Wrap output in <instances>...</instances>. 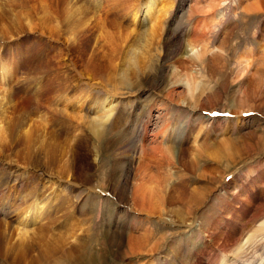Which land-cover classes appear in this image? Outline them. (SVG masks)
<instances>
[{"label": "rangeland", "instance_id": "obj_1", "mask_svg": "<svg viewBox=\"0 0 264 264\" xmlns=\"http://www.w3.org/2000/svg\"><path fill=\"white\" fill-rule=\"evenodd\" d=\"M74 1L88 15L100 14L113 31L124 26L127 33L135 34L150 28L144 17L133 20L128 16L143 0ZM194 1L200 0L162 2L168 10L160 23V31L164 32L160 44L164 43L166 34H171L179 46L192 38L199 46L205 44L202 49L205 56L212 53L215 58L224 59L221 69L206 70L200 63L201 57L195 53L194 59L192 54H186L182 56L186 61L185 77L177 78L173 67L179 65L173 56L163 53L160 45L154 44L149 56L142 59L145 64L142 74L138 71L132 78L118 83L115 77L119 57L114 73L113 66L108 67L114 77L101 83L78 72L81 69L74 59L73 42L80 35H71L65 28L61 0H0V11H4L6 23L0 25V88L10 92L11 99H21L24 111L38 122L37 127L52 130L68 147L76 135L90 141L89 147L85 145L86 151L80 148L77 153L78 173L73 169L74 174L69 177L59 173L58 167L52 168L25 154L22 155L26 164L13 162L10 153L6 159L0 155L2 229L8 226L20 234L33 228L36 235L31 240L39 246L51 238L52 230L56 234L66 229L76 231L81 245L80 261L75 264L87 261V264H221L223 260L225 264H264V198L252 197V193L263 194L261 188H264V145L256 141L258 136L264 139V101H260L257 109H252L226 100L230 95L239 96L244 88L247 74L242 75L243 70L248 73L254 66L264 68V11L246 14L241 9L242 5L259 0H222L214 7L211 16L214 23H208L203 35L190 37L188 30L193 17H189V10ZM38 4L47 11L46 21L39 13ZM92 23L93 20L87 22L88 26ZM48 24L53 35L44 31ZM97 31L99 45L107 50L108 42L99 26ZM24 42L33 49L24 51ZM240 55L250 61L249 67L244 69V64L238 60ZM4 69L5 84L1 81ZM187 77L193 82L194 90L202 87L206 95L215 91L210 105L205 101L204 107L194 106L187 101L190 93L186 88ZM169 86L175 91L172 97L167 96ZM216 94L220 98L216 99ZM254 96L258 101L263 97L259 93ZM86 97L87 105L80 107ZM255 97L253 100H257ZM100 115L105 130H110L116 144H124L123 150L113 148L100 152L97 138L88 128H82L81 121ZM240 118H244V123L236 121ZM197 131L199 136L194 137ZM120 133L126 138L118 141ZM226 138L238 143L232 148L235 150L225 155L226 159L216 160V163L215 159L208 160L204 153L198 154V164L211 169L208 178L195 172L175 180L172 166L166 167L165 163L157 171L154 160H149L153 171L169 183H184V188L189 189L202 188L192 193L196 197V202L191 204L192 214L166 219L167 216L147 214L130 205L133 180L130 167L138 154L137 146L149 150L166 145L175 149L192 148L202 142L204 146H212ZM15 140L17 146L25 150L36 149L35 145L41 143L38 138L34 145L33 137L23 135L15 136ZM9 150L12 153V147ZM157 159L161 158L157 155ZM257 178L260 181L254 183ZM117 180L123 185L114 189ZM188 194L191 192L185 191L182 196ZM241 197L246 198V204L240 203ZM51 199L55 204L61 202L60 205L45 210ZM182 207L179 205L180 209ZM234 208L243 210V216L238 217L243 221L228 217V212ZM40 211L38 218L33 216ZM223 230L241 242L231 247L225 243L213 244V232ZM142 232L160 241L159 244L151 251L130 252L128 235ZM73 238L64 237L65 242L56 247H68ZM245 238H248L246 242ZM54 242L51 240L44 246ZM210 251L214 252L211 258ZM48 252L52 254L51 250ZM30 253L36 256L35 249H30ZM59 254L56 251L53 257ZM42 261L41 257H36L38 264ZM7 262L0 257V264H9Z\"/></svg>", "mask_w": 264, "mask_h": 264}, {"label": "bare ground", "instance_id": "obj_2", "mask_svg": "<svg viewBox=\"0 0 264 264\" xmlns=\"http://www.w3.org/2000/svg\"><path fill=\"white\" fill-rule=\"evenodd\" d=\"M163 1L165 0H143L139 6L131 9L128 16H130L133 20H137L140 16L144 17L147 23L149 22L148 27L150 26V28L149 30H141L135 34H130L125 31L124 26H122L120 30L117 29L113 31L110 26L105 23V20L100 16V14L95 15V17L88 15L78 4L75 3L74 0H61V5L64 10L63 15L65 16V28L71 35H80V38L73 42L74 59L77 66L81 69V71L78 72L85 75L87 78H91L93 81L102 83L103 80H109V78L114 77H111V73L108 72V67L113 66L112 71L114 73V66L117 64L120 57V65L116 71L117 75L115 79L118 83H123L122 81L130 77L132 78V76H135L134 74L138 71L140 74L144 72L143 67L145 64L142 59L149 56L148 53H150L154 44L160 45L163 53L171 54L173 56L176 65H179L178 68L173 67V75L177 78L182 77V79H184L185 77L186 72L184 67L186 61L182 58V56L186 54H192L194 59H196V53L198 58L201 57L200 63L206 70L212 71L215 68L221 69L223 67L221 64L223 58H215L212 53H208L205 56V53H203L204 51L202 50L204 49L205 44L201 43L199 46L192 38H189L187 42L185 41V44L182 46H179L176 43V40L171 37V34H166L164 37V43L160 44L164 33L162 30L160 31V23L166 17L168 10V7H165V5L162 4ZM221 2L222 0H200L199 2L194 1L193 4L190 5L189 17H193L192 27L188 30V35L190 37L197 34H204L203 30L207 29L208 23L214 20V18L212 19L211 17L215 12L214 7H218ZM241 9L243 13L250 11H264V0H259L254 4L242 5ZM39 13L45 21L48 19L47 11L41 5H39ZM2 14L4 15V11H2V13L0 11V25L6 24ZM197 15H201L202 17H198ZM89 20H93L91 26H88L87 24ZM98 26L101 28V33L104 39L108 42L109 48L107 50H103L98 43ZM52 30L53 29L50 24H48L44 29V31L49 35H53ZM25 43L26 42L23 44ZM32 49L33 47L31 44H29V46L25 44L24 51L29 52ZM20 54L23 58L25 57L24 52ZM238 60L244 64V69L251 65L250 61H248L245 56H238ZM254 67H252L253 70L248 73H246L247 71H242V75L247 74V81L244 88H242L240 95H230L226 100L238 106L246 105L252 109H257L260 105V101H264V68H262V66ZM188 78L189 77H187V80ZM1 81L4 84L6 83V69H4ZM180 81L182 82V80ZM189 82L192 81L188 80L186 86L190 92L187 96V101L191 102L194 106L204 107L206 105L205 101L210 105L213 99L211 95L215 91H213V93H207L206 95V91L202 87H199L198 90H194L195 88H193V82L190 84ZM167 92V96L172 97L175 91L174 88L169 86L167 87ZM257 93L263 96L259 97L261 98L259 101L258 98L254 96V94ZM253 96L257 98V100H253ZM218 98L220 97L217 95L216 99ZM13 99H11L10 92H6L0 88V155L6 159V155L10 153L12 156L11 160L18 164L27 162L22 155L25 154L26 157H34L41 161V163L52 168L58 167L57 169L59 173L63 172V174H66L68 177L74 174L73 169L78 173L79 168L78 166L76 167L78 163L76 159L77 153L80 148H83L86 151L85 145L88 146L90 141L87 142L76 135L72 139V146L70 145V147H68L67 144L58 138L52 130H41L37 127L38 122L31 119L24 111L22 107V100ZM88 101L89 99L86 97L80 104V107L83 104L87 105ZM85 105L82 107H85ZM101 117L102 115L97 116L96 119H84L81 121L82 128H88L92 136L97 138V142L100 144V152L113 148L117 151L123 150L124 144H116L114 138L111 137L112 133L110 130H105ZM243 119L244 118H240L236 121H242L244 123ZM78 129L79 128H76V130ZM198 134L199 131H197L195 136H193H199ZM18 135L33 137L35 139L32 140L34 145L36 144V139L38 138L41 139V143L39 145H35L36 149L26 148L27 150H25L17 146L15 136ZM108 136L111 138H106ZM89 137L91 136L89 135ZM117 137L118 141L119 138L121 141L122 138H126V135L124 133H120ZM104 138L106 139L102 141ZM256 141L257 144L264 145V139L262 137H256ZM200 144L201 143H199L198 146L194 145L192 148L181 146L178 149H175L172 145H166L163 148L161 146H155L154 149L150 150L144 148L142 145L137 146L138 154L135 155L134 162L131 163L130 167L133 173V180L131 182L132 184L130 189V205H132L134 209L143 210V212H146L147 214L158 213L159 216H167L166 219H171L172 217L180 218L183 214H192L191 204L196 202V197L192 193H197L202 188L194 187L192 189L190 188V190L188 187L184 188V183H169L166 178L161 177L153 171L149 160H154L153 165L157 171L165 166V163L166 167L172 166L171 170L176 173L173 176V179L175 180L182 179L187 175V173L193 174L195 172H197L200 177H206L208 175V178L210 176L209 174H211V169L208 170L206 168L207 165L206 167H203L198 164L200 152L208 156V160L213 161L215 159V162L217 163L216 160L222 158L224 159L226 157L225 155H228L231 151L235 150L232 148H234L238 143L226 138L223 140L219 139L216 143H213L212 146H204V142H202L201 145ZM9 147H12V153L10 152ZM157 155L161 158L160 160L157 159ZM248 168V172L251 173L250 167ZM251 169L254 168L252 167ZM183 171L186 173H182ZM2 173L3 171L0 172V178L3 177ZM257 180L258 178L254 179V183H258L260 181ZM114 184V189L123 185L120 183V180H117ZM185 191L191 192V194L182 196V193L184 192L185 194ZM261 191L263 194L260 195V192H256L255 194L252 193V197L264 198V188H261ZM56 196L58 197V195ZM198 199L199 198H197V200ZM52 201L53 200L51 199L50 204H48L49 206H47L45 210L50 211V209L55 208L57 205L59 206L61 203L59 202L58 204H55ZM244 201H247L246 198L241 197L240 203L246 204ZM162 203H165L166 206L162 207ZM179 205L183 206L182 209L179 208ZM242 212V209L234 208L232 211L228 212V217L236 220V222L243 221L241 218H238L243 216ZM40 214L41 211L35 213L33 216L38 218ZM25 217L27 218L28 216ZM262 223H264V221ZM2 224L3 222L0 220V225ZM52 231L53 233H50L49 235L51 238L49 239L48 237L49 240L46 241L44 245L51 240H54L55 242L49 246H39L38 242L33 243L31 240V238L36 235L33 228L25 229L18 234L14 229H9L8 226H6L5 229H2L0 226V257L7 260V263L9 264H38L36 262L37 256L43 259L41 264H63L62 260L64 259L66 260V262L64 261V264H71V262L75 264L79 262V246L81 245V241L77 238L78 236L76 235V231L71 232V229H66L58 234H56L54 230ZM212 232H209L208 236H211ZM13 235H15V237H13ZM64 237L74 238L71 239L72 242H69L68 247L62 245L57 248L56 244H63L65 242L63 240ZM127 240V248L130 252H141L143 250L151 251L152 248L160 242L153 240L150 236H146L144 233L140 235L130 233ZM211 240L213 244H217L218 246L225 243L230 245V247L231 245L237 246L241 242L238 238L233 237L232 234L226 230L219 231V233H217V231L213 232ZM246 240H248V238H245L244 241L246 242ZM30 249H35L36 256L35 254L33 255L30 253ZM49 250H51L52 254H49ZM56 251H59L60 254L54 258L53 253ZM211 252L212 251L209 253L210 258L214 255V252ZM223 262L225 261L223 260ZM223 262L221 264L226 263Z\"/></svg>", "mask_w": 264, "mask_h": 264}]
</instances>
